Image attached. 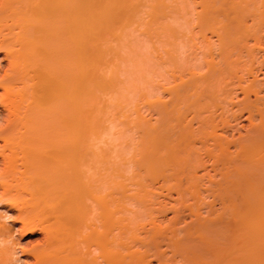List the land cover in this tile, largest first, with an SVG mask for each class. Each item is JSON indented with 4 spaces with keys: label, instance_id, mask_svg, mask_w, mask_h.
I'll return each instance as SVG.
<instances>
[{
    "label": "bare ground",
    "instance_id": "obj_1",
    "mask_svg": "<svg viewBox=\"0 0 264 264\" xmlns=\"http://www.w3.org/2000/svg\"><path fill=\"white\" fill-rule=\"evenodd\" d=\"M199 3L194 12L188 0H0V210H14L21 231L43 232L28 264H253L244 254L264 227V0ZM192 20L201 38L183 42L182 57L175 45ZM135 23L145 44L168 47L164 59L131 43ZM244 113L240 134L231 122ZM96 147L106 166L98 183L88 177ZM68 161L79 165L74 185ZM204 161L208 184L197 176ZM159 188L180 196L163 225ZM203 191L220 212L199 201ZM88 199L100 233L85 221ZM80 232L86 246L100 237L99 258L81 251Z\"/></svg>",
    "mask_w": 264,
    "mask_h": 264
},
{
    "label": "rangeland",
    "instance_id": "obj_2",
    "mask_svg": "<svg viewBox=\"0 0 264 264\" xmlns=\"http://www.w3.org/2000/svg\"><path fill=\"white\" fill-rule=\"evenodd\" d=\"M166 1L169 2L170 0H169V1L166 0ZM190 1H191V3H194V6H195L196 4H198V5H199V4H203V6H204V3H199L200 0H197V1H198V2L196 1L197 3L195 2V0H188V4L190 5V9L193 8V4L191 5ZM192 1H194V2H192ZM171 2H172V1H171ZM172 4H173V3H172ZM199 6H200V7H199ZM199 6L196 5V6H195L196 8L194 7V8H195V9H194V12H195V11H198V10L200 11V8H202V6H201V5H199ZM204 7H205V6H204ZM201 11H202V9H201ZM193 22L196 23V21H195V20H192L191 23H190V25H191L190 27H193V25H194L193 28H189V29H188V27H186L185 25H184V26L182 25V27H184L183 29H185L186 32L189 31V32L186 33L187 35L189 34L188 36H187L186 34H185L186 36H185V35H181L179 41L182 40V41H181L182 43L186 41L185 43H188V44H189V38H190V36L192 37L193 34H196L195 37H199L200 34L198 33V32H199V31H198V30H199V29H198V26L195 27L197 24H194ZM133 25H134V28H132V29H135V30H134V32H132V36H131V38L129 37L130 41H131L132 38H135V41H136V44H137V45H142V44H143V45H142L143 47H142V46H137V49L139 48L138 50L145 51L147 54L152 52V55H154V53H155V54H158V55H160V54L162 53L160 57H161L162 59H164V58L166 57L165 50H166L168 47H167V46H162L161 43H158V42L156 43V41L154 42L155 45L157 44L156 47H155V46L151 45L149 42H148V44H147V41H146V44L149 45V47L147 48V45L144 43V39H143V41H142V37L144 36V34H142V32H143V27L140 26L139 24H136V23L133 24ZM135 27H136V28H135ZM182 27H180V28H182ZM140 29H141V30H140ZM183 29H181V30L183 31ZM196 29H197V30H196ZM136 30H137V31H136ZM192 30H193L194 32H193ZM131 31H132V30H131ZM183 32H184V31H183ZM190 32H191V33H190ZM192 32H193V33H192ZM203 32H204V30H203ZM203 32H202V31L200 32L201 35H202ZM206 32H207V33H206ZM206 32H205V34H204V33H203V34H204V35L207 34V37L210 36V38H211L212 40L215 39V36H214L213 33H210V32L207 31V30H206ZM130 33H131V32H130ZM136 33H137V35H136ZM138 34H139V35H138ZM141 34H142V35H141ZM183 34H184V33H183ZM197 34H198V35H197ZM212 34H213V35H212ZM140 36H141V37H140ZM211 36H212L213 38H212ZM144 37H145V36H144ZM183 37H184V39H183ZM185 37H188V38L186 39ZM195 37H194V41H195V39H196ZM192 38H193V37H192ZM200 38H201V36H200L199 38H197V41L200 40ZM136 39H137V40H136ZM140 41H141V42H140ZM179 41L177 40V45H175V47H176V49L179 51V53L181 54L180 56L183 57L184 55H186V54H184V53L188 52V50H189V49L187 50V45H188V44L185 45L184 43L182 44V43L179 42ZM197 41H196V42H197ZM132 42L134 43V40H133V39H132L131 43H132ZM141 43H142V44H141ZM197 43H198V42H197ZM134 44H135V43H134ZM150 45H151L152 47L157 48V49H158V47L160 46L159 49H160L161 51L155 49V51H157V52H155L154 50H152L153 48H151ZM158 45H159V46H158ZM184 45H185V46H184ZM197 45H198V44H197ZM165 47H166V48H165ZM180 47L182 48V50H181ZM149 48H150L152 51H151V50L149 51ZM145 49H146L147 51H146ZM158 51H159V53H158ZM163 51H164V53H163ZM184 51H185V52H184ZM183 52H184V53H183ZM0 56H1V55H0ZM154 56H157V55H154ZM151 57H152V56H151ZM152 58H153V57H152ZM153 59H154V58H153ZM5 63H6L5 60H4V61H3V60L0 61L1 66H2V64H3V66H4ZM167 68H169V67H167ZM261 76H262V74L260 73V74H259V77H261ZM123 77H124V75H123ZM158 78L160 79V78H162V76L160 77V76H156V75H154L153 78H152V83H153V84H154V83H158V84H160V83L163 82L162 79H160L162 82L159 83L160 80H159ZM155 79L157 80V82L155 81ZM153 80H154V81H153ZM132 94H134V93H132ZM129 95H131V93H130ZM131 96H132L131 99H133V101H136L137 97H136V99H135V95H131ZM163 97H164V98H163ZM163 97H162L163 99H166V98H167L166 94H164ZM241 97H242V94L238 93L236 99H241ZM130 108H132V107H130ZM144 109H145V108H142L141 112H143V114L145 115V111H147V110H146V109L144 110ZM147 113H148V111L146 112V116H145L146 118L149 117V116H148L149 114H147ZM143 114H142V115H143ZM245 116H246V113H244V114H243V115H242L237 121H232V122H231V123H232L231 125H233L234 122H235V125L238 126V127H236L238 130L240 129V127L243 128V129H241V130L239 131L240 134H243V133L245 132V129H244V128H246V127L248 126V120L245 118ZM150 117H151V120L154 119V118H152V116H150ZM153 117H154V116H153ZM242 118H243V119H242ZM241 119H242V120H241ZM122 120H123V118L121 119V117H120V121H122ZM239 120H240V121H239ZM120 121H119V122H120ZM116 122H117V120H116ZM236 122L238 123V125H237ZM106 123H107V122H106ZM106 123H105V124H106ZM117 123H118V122H117ZM242 124H243L244 127L241 126ZM118 125H119V123H118ZM235 125H234L233 127H235ZM117 127H118V126H117ZM120 127H121V125H120ZM120 127H118V128H120ZM118 128H117V130H118ZM122 128L124 129V125L122 126ZM115 130H116V129H115ZM228 130H229V131H228ZM227 131H228V132H227ZM227 131H224V132H226V136H227V138H228V137L231 138V134H232V136H235L234 138H236L237 135H238V132H237V131L235 132L234 130H231V129H227ZM233 131H234V132H233ZM241 131H242V132H241ZM115 132H116V131H115ZM219 132H221V131H219ZM115 134H117V133H115ZM222 134L224 135L225 133H222ZM235 134H236V135H235ZM103 136H104L105 138L103 137V138H104V141H103V138L100 139V142H101V143H99V144H101V145H102V144H103V145L106 144V140H105V139L108 137L106 134H104ZM115 136H116V135H115ZM224 136H225V135H224ZM232 138H233V137H232ZM101 140H102V141H101ZM107 140H108V138H107ZM116 140H118V139L116 138ZM116 140H115V141H116ZM102 142H103V143H102ZM103 145H102V146H103ZM231 148H232V147H231ZM93 149H95V147H94ZM232 149H233V148H232ZM96 150H98L97 147H96ZM96 150H95V151H96ZM99 150H101V151H100V152H97V151H96V153H95V151H93V153H95V155H94L95 158H94V161H92L93 159L91 160V162H92L93 164L91 163L92 165H91V167H89V168H91V169L94 168V170H91V169L88 170L89 173H91V171H92V172L94 171L92 174H89L88 177H90V178L92 177V179H90V178H89V179L91 180V182H92V180H93V182H96V183H98L97 180H100V179H101V180H100V182H101L102 179H104L103 176H105V174H106V173L104 174V172H106V171L102 172L104 169L106 170L105 160H104L105 158H103V157H104V152H103V156H102V151H103V150H102L101 148H100ZM99 150H98V151H99ZM98 153H100V155H99ZM96 154H98L99 156L97 155V156H98V157H97ZM127 155H128V154H127ZM101 156H102L103 159L100 158ZM204 159H206V158H204ZM95 160H98V161H95ZM205 161H206V160H205ZM205 161H204V164H203L204 166L201 165V166H199V167L197 168V169H198V170H197V176L199 177V179L201 178L202 180H203V177L205 176V177H204V180H205V179H206V180H205V182H204V180H203V182H204V183H207L208 178H210V176H211V177L213 176V174H214L213 172H214V171H213V169H212V171H211V167H210V169L208 168V167L210 166V165L208 164L209 161H208V162H205ZM69 162H70V161L67 162L68 165H67V167H66V169H65V171H64L67 175L63 172V173H64L63 177L66 178V181H65V178H64V181L66 182V184L74 185L75 182L73 181V180H74L73 178L71 179V176H73L74 172L76 173V171L72 172V170H71L72 167H70V165L74 166V165H78V164H74V163H73L74 161H72L73 164H71V162H70V163H69ZM97 162H98L99 164H101V165H99ZM205 163H206V164H205ZM94 164H95L96 166H95ZM103 165H104L105 167H103ZM206 165H207V170L205 169ZM68 166H69V167H68ZM78 166H79V165H78ZM78 166H77V167H78ZM97 166H98V167H97ZM100 166H101V167H100ZM202 166H203V168H204L205 170H203ZM84 167H85V166H84ZM87 167H88V166L85 167L86 170L88 169ZM67 168H68V169H67ZM69 168H70V169H69ZM99 169H100V170H99ZM67 170H70V171H67ZM74 170H75V169H74ZM80 170H82V172H83V174H82V172H80L81 175L84 176V171H86V170L83 171V168H81V167H80L79 171H80ZM98 170H99V172H98ZM209 170H210V171H209ZM205 171H206V174L204 175ZM207 171H209V172L207 173ZM67 172H68L69 174H68ZM77 172H78V171H77ZM86 172H87V171H86ZM88 172H87V173H88ZM201 172H202V173H201ZM203 172H204V173H203ZM70 173H71V174L73 173V174L71 175ZM78 174H79V172H78ZM78 174L76 173L77 176H78ZM95 174H96V175H95ZM202 174H203V176L200 177ZM209 174H210V175H209ZM68 175H69V176H68ZM70 175H71V176H70ZM76 175L74 174L75 177H76ZM90 175H91V176H90ZM199 175H200V176H199ZM208 175H209V177H208ZM74 176H73V177H74ZM99 176H100V177H99ZM68 177H70V178L68 179ZM75 177H74V178H75ZM78 177H79V176H78ZM96 177H98V178H96ZM207 177H208V178H207ZM215 177H216V179H217V176H215ZM83 178H85V177H82V179H83ZM67 179H68V180H67ZM77 179H79V178H77ZM77 179H76V180H77ZM82 179H81V180H82ZM70 180H71L72 183H71V182H68V181H70ZM79 180H80V179H79ZM84 180H85V179H84ZM67 182H68V183H67ZM100 182H99V183H100ZM201 183H202V182H201ZM207 184H208V183H207ZM202 185H203L204 188L206 187V184L204 185V184L202 183V184H201V187H202ZM67 186H68V185H67ZM203 187H202V188H203ZM159 190H160V191H159ZM156 191H157V190H156ZM161 191H162L163 194L161 193ZM166 191H167V190H165V189H163V188H162V190H161V188H159L158 191H157V192H160V194L158 193L159 195L162 194V195H161L162 197H161V196L157 197L158 200H161V202L164 203V204L166 203V204L164 205L165 208L162 207V211H160L161 213L165 211V212H164L165 214L162 213V214H163V215H162V214L160 213V214L157 216V218H159V220L162 219L160 222L163 221L161 225H163V223L166 224V222L169 221V218H170V220L173 218V215H174L173 213H174V212H173V210H172L171 208H173V207L175 208V206H176L177 204H176L175 206H173V207H172V205L175 204V203H174L175 200H176V201H177V200H178V201L180 200V196H178V194L175 193L174 190H172V192L170 191L172 195L170 194V192L168 193V197H166V195H167V194H165V193H167ZM203 193L205 194L206 192L203 191L202 194H203ZM101 194H103V192H102ZM169 194H170V195H169ZM204 194L202 195V197L200 196V199H201V200L199 199V201H200V202L202 201V203H203V200H204V203H206V204H212V206L215 207V208H214L215 210H213V208H212L213 213H214V215H215L216 213H215L214 211H218V210H220V207H221L220 203H218L217 201H216V203H215L214 201H211V202H214L215 204H214V203H211V202H210V200H212L211 196L208 197V195L205 194V196H206V197H205ZM163 195H164V196H163ZM176 195H177L178 197H177ZM170 197H171V198H170ZM207 197H208V198H207ZM164 198H165V199H164ZM172 198H174V199H173L174 201L172 200ZM175 198H176V199H175ZM177 198H179V199H177ZM207 199H209V202H208ZM189 200H190V199H189ZM205 200H206V202H205ZM87 202H88V203L91 202L92 204H94V205H93L94 207L91 206V209H94V210H92V213H93V214L90 213V215H89L90 218H87V220L85 219L86 223H87L88 225H89V224L91 225V224H92L91 222H93V223L95 222V223H96V220H97V219L95 218V220H94V215H95V214L97 215V214L99 213L100 208H98V207H99L98 205H95L96 202L90 201L89 199L87 200ZM87 202H86V203H87ZM168 202H169V203H168ZM176 203H177V202H176ZM170 204H172V205H170ZM167 205H168V206H167ZM97 206H98V207H97ZM203 206H204V205H203ZM96 209H97V210H96ZM96 211H97V212H96ZM220 211H221V210H220ZM220 211H218V212H220ZM0 212H1V210H0ZM94 212H95V213H94ZM186 212H187V213H186ZM199 212H200L201 215L204 216V217H206V216L208 215V214L206 213V211H205L204 208H201V210H200ZM218 212H217V213H218ZM7 214L12 215V217H13V219H14V217H15V211H14V210H9V212H7ZM183 214H184L183 217H184L185 221H184L183 223L181 222V224L184 225L185 222H190V221H191L190 219H192V218H189L188 211H185V210H184V213H183ZM92 215H93V217H92ZM96 215H95V217H96ZM171 215H172V216H171ZM190 217H191V216H190ZM186 218H187V219H186ZM88 220H89V221H88ZM93 220H94V221H93ZM88 222H89V223H88ZM160 222H159V223H160ZM86 223H85V224H86ZM95 223H94V224H95ZM97 223H98V220H97ZM94 224H92L91 227H92V228H95V230H96V228L98 229V227H96V226H98V225L96 224V226L94 227ZM12 227H13V228H12ZM260 227H261V226H260ZM260 227H258V228H260ZM10 228H11V229H10ZM89 228H90V227H89ZM89 228L86 229V227H85V230H84V231H81V232L84 233V232H86ZM99 228H100V227H99ZM262 228H264V227H261V228L258 230V232H255V233H256L255 235L258 234L257 237H259L260 239L262 238L261 240H264V236H262V235H264V230H262ZM9 229H10V232H11L12 234H15V239H16V240L18 241V243L20 244V245H18V246L21 247V249H24V250L26 249V251H24V253L20 256V259H21V260H25V259H26V261L31 262L33 258H32V256H31L30 252L27 251V250H28L29 248H31V247L36 246V245H40V243H43V241H44V234H43V232H42L41 230H39V229H36L35 231H32L33 233H30L28 230H25V231L22 230V231H21V225H20V223L17 222V221H15V220L10 221V222L8 223V226L5 227V230H6L7 232L9 231ZM83 229H84V228H83ZM83 229H82V230H83ZM100 229H101V228H100ZM100 229H99V231H100ZM12 230H13V231H12ZM39 231H41V232H39ZM88 231L90 232V230H88ZM88 231H87L86 233H88ZM96 231H97L98 233H100L98 230H96ZM7 232H6V233H7ZM10 232H8L7 234H8V235H12ZM24 232H25V233H24ZM81 232H80V235H81ZM19 233H20V234H19ZM86 233H85V234H86ZM85 234L83 235V237H82V235H81V236L79 235L80 237H79V236L76 237V238L79 237V239L81 238V239H80V242H78V243H80V246H83V247H82V249H81V247H79V249H81V251H83V250L86 248L85 251H88L89 249H91V247H93V249H91V251L89 250L90 253H91V256L94 257V255L96 254L94 258H96V259L99 258V256H98L99 253H97L98 249L95 247L94 243L96 244L97 241H100V237H98L97 235H95V236L92 235V236H93V237L91 236L92 239L88 238L92 243H91L89 240L86 241V242L89 241L91 245H89V244L86 243V244H87V246H86V245L84 244V240L87 239V238H84ZM259 234H260L261 236H260ZM253 235H254V233H253ZM253 235H252V236H253ZM18 237H19V238H18ZM255 237H256V236H253V239H251V242H250V243L252 244V247L250 246V245H251V244H250L249 246H250L251 248H248V250L246 251L245 254H244L245 251L241 250V247H236L237 250H238L239 248H240V250L237 251V250L235 249L234 251H235V253L238 254L239 257L242 255V253H243L244 255H246V254L248 253V254H249V257H248V255H247V257H248V259H249L250 261L253 262V264H260L262 261H264V260H261V259H264V258H262V257H264V243H262V242H264V241H261L260 239L255 238ZM17 238H18V239H17ZM97 238H98V239H97ZM254 239H255V240H254ZM93 240H94V241H93ZM95 241H96V242H95ZM254 241H256L257 245H259V246H257V245L255 244ZM259 241H260L261 243H260ZM37 242H39V243H37ZM82 242H83V243H82ZM89 242H88V243H89ZM93 242H94V243H93ZM26 243H27L28 245H27ZM26 245H27V246H26ZM84 245H85V247H84ZM88 245H89V248L87 249ZM255 245H256V246H255ZM78 246H79V244H77V247H78ZM23 247H24V248H23ZM26 247H27V248H26ZM164 247H165V245L162 244L160 249H161V250L166 249V247H165V248H164ZM256 247H257V248H256ZM261 247H262V249H261ZM254 248H255V249H254ZM258 248H259V249H258ZM233 249H234V247H233ZM257 249H258V251L256 252ZM166 250H167V249H166ZM252 250H254V252H253ZM260 250H261V251H260ZM85 251H84V252H85ZM248 251H249V252L252 251L251 254H250ZM25 252H26V253H25ZM27 252H28V253H27ZM98 252H99V251H98ZM167 252H168V250H167ZM90 253H89V254H90ZM92 254H93V255H92ZM237 254H235V255L237 256ZM260 254H261V255H260ZM29 255H30V256H29ZM250 255H251V256H250ZM252 255H253V256H252ZM257 255H259V256H258L259 258L257 257ZM252 257H255V260H254V261H253ZM260 257H261V258H260ZM28 258H29V259H28ZM176 259H178V258H176ZM158 260H159V258L156 257V256H153V258H152L151 256H149V257H148V264H157V263L159 262ZM257 260H258V262H257ZM250 261H249V262H250ZM255 261H256V262H255ZM176 263L179 264L178 261L174 262V264H176ZM262 263H264V262H262ZM262 263H261V264H262ZM158 264H160V263H158Z\"/></svg>",
    "mask_w": 264,
    "mask_h": 264
},
{
    "label": "clouds",
    "instance_id": "obj_3",
    "mask_svg": "<svg viewBox=\"0 0 264 264\" xmlns=\"http://www.w3.org/2000/svg\"><path fill=\"white\" fill-rule=\"evenodd\" d=\"M7 202L6 199L0 198V203ZM12 215L5 212H0V225L8 226L10 221H13ZM18 241L15 239V234L12 235H0V251L7 250L8 253V264H28V261L21 260L20 256L23 254Z\"/></svg>",
    "mask_w": 264,
    "mask_h": 264
}]
</instances>
